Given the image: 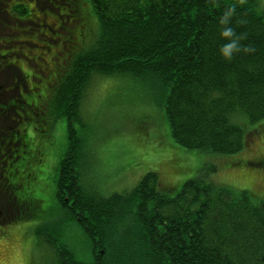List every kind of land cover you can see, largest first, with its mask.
<instances>
[{
    "label": "trees",
    "instance_id": "trees-1",
    "mask_svg": "<svg viewBox=\"0 0 264 264\" xmlns=\"http://www.w3.org/2000/svg\"><path fill=\"white\" fill-rule=\"evenodd\" d=\"M16 1L0 0V26L4 16L28 9L30 23L24 29L35 37L7 33L1 54L41 46L44 56L51 44L38 39L41 35L57 41L54 30H67L68 23L77 43L91 17L97 28L93 41L69 55L50 83L28 82V71L14 75L26 79L24 87L15 85L21 87L22 102L11 99L14 140L0 135V228L54 218L31 227L36 264L43 263L40 243L49 247L52 264H264V197L256 193L261 190L235 193L213 178L219 167L264 168L258 143L264 123L249 126L264 122V12L257 0H26L37 11L45 8L42 17ZM48 10L56 13L57 27L46 23ZM39 64L47 70L45 62ZM96 76H118L144 89L148 100L162 107L174 143L213 154H237L248 147L252 158L214 155L174 194L151 171L122 192L106 194L104 181L101 192L96 177L82 175L86 147L73 125L83 118L85 92ZM33 77L44 79L42 73ZM44 108L51 122L65 117L67 127L55 198L48 196L40 159L27 155V127L48 128ZM0 111V117L8 115Z\"/></svg>",
    "mask_w": 264,
    "mask_h": 264
},
{
    "label": "rangeland",
    "instance_id": "rangeland-1",
    "mask_svg": "<svg viewBox=\"0 0 264 264\" xmlns=\"http://www.w3.org/2000/svg\"><path fill=\"white\" fill-rule=\"evenodd\" d=\"M25 1L17 0L16 2L22 7L30 5L31 0L26 3ZM36 3L39 7H44L43 3ZM257 4L258 8L264 12V0H257ZM2 7H4V4ZM28 8L35 14L32 16L39 17H42L39 13H43L45 9L43 8L39 12L35 10L32 4ZM48 11L49 14L45 15L46 23L54 22L55 27H57V19L52 16L56 13L51 10ZM11 14L10 17H3L5 21L1 24L4 26H0V41L7 40L6 35L10 32L15 36H18L19 33V38L22 39L25 38V35H31L34 38V34L24 29L30 23L29 20L25 19V16H30L29 10L27 9L20 16L15 12H11ZM92 18L94 17L90 18V24L85 28L82 38L77 43L71 40L74 30L68 23L67 30H54L53 33L59 35L57 41L52 42L51 39H44V36L41 35L38 39H43L46 45L51 44L44 56L39 52L42 50L41 46L33 47L34 50L31 51L25 48L26 51L22 49L20 53L1 54L4 53L5 49L0 43V102H2L0 108L4 112L12 107L11 99H15L18 103L22 102L17 90L18 87H15V85L21 84L24 87L23 81L26 78L16 79L15 73L19 75L18 71L20 70L22 75L27 76L25 72L28 71L31 79L27 77V81L30 82L31 80L39 84L44 80L47 82L48 79H52L51 74H57L64 68L69 55L80 51L82 47L88 46L95 38L97 26ZM79 22L78 20L76 23ZM17 25L19 29L16 30ZM72 27L77 29L76 25H72ZM39 28L41 29L40 26ZM34 29L36 28L31 30L34 31ZM57 31L59 33H56ZM54 53L57 54V58ZM35 56L38 60H35ZM14 59H18V62H13ZM40 62H45L46 71L41 69ZM3 65H6L4 70L1 67ZM41 73L44 75L42 81L33 77V75L37 76ZM50 82L51 80L48 81V83ZM83 105L81 122L77 120L73 124L78 137L82 139L86 147L87 160L85 166L87 172L82 175L87 179L91 176L96 177L98 182L96 179L95 181L101 192L103 190L102 183L105 181L106 194L122 192V190L132 188L149 171L156 172L158 177L160 174L162 181L173 187L171 194H174L179 189L180 182L198 176L200 169L209 164L208 160H211L212 156L230 157L229 159L249 156L248 147L237 154H213L187 149L174 143L164 121L162 107L149 101L148 94L138 84H132L118 76H96L87 87ZM36 112L40 114L38 111ZM41 114L43 123L48 128L37 131L35 127H27L26 137L29 143L27 155H33V157L40 159L48 196L49 198H55L58 161L65 151L67 127L65 117H56L51 122L49 111L41 112ZM8 117L5 126L2 125V122L6 121L5 117H0V129L2 127L3 135L10 141L14 139V129L17 127L15 126V112H8ZM261 123L264 122L257 121L249 126L254 127ZM11 124H14V127ZM258 143L264 150V134L258 138ZM249 158H252V156L247 159ZM218 160L221 162L220 159ZM219 168L217 173L213 174L215 182L229 185L235 193L242 189L255 190L256 188L261 190L256 193L264 197V168L250 169L243 163L241 167L226 168L231 170ZM180 170L185 171V173L181 174ZM52 204L54 203L52 202ZM16 208L17 206L12 209L17 210L18 208ZM53 215H56V213ZM52 219L54 218L49 216L40 218L38 222L35 219L22 220L1 227L0 240L3 245L0 246V264H36L32 251L34 231L31 227L40 226ZM73 238L81 246L78 237H72L70 240ZM67 239L64 238V241H67ZM79 239L81 241V238ZM44 246L41 243L39 244L37 254L43 260L42 264H52L48 258L49 247Z\"/></svg>",
    "mask_w": 264,
    "mask_h": 264
},
{
    "label": "flooded vegetation",
    "instance_id": "flooded-vegetation-1",
    "mask_svg": "<svg viewBox=\"0 0 264 264\" xmlns=\"http://www.w3.org/2000/svg\"><path fill=\"white\" fill-rule=\"evenodd\" d=\"M17 90H19V87H18V89ZM12 106V105H11ZM13 111V107H10L9 109H8V112H12Z\"/></svg>",
    "mask_w": 264,
    "mask_h": 264
},
{
    "label": "clouds",
    "instance_id": "clouds-1",
    "mask_svg": "<svg viewBox=\"0 0 264 264\" xmlns=\"http://www.w3.org/2000/svg\"><path fill=\"white\" fill-rule=\"evenodd\" d=\"M229 47H231V45L226 46L225 49H224V51L227 52V50H228Z\"/></svg>",
    "mask_w": 264,
    "mask_h": 264
}]
</instances>
